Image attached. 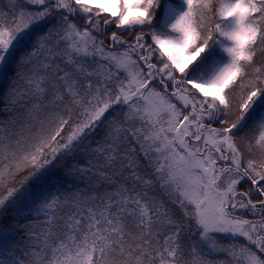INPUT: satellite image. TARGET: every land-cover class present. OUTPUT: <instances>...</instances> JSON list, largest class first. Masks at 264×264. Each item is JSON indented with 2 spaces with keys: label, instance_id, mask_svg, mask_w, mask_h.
<instances>
[{
  "label": "snow or ice",
  "instance_id": "6c2138e0",
  "mask_svg": "<svg viewBox=\"0 0 264 264\" xmlns=\"http://www.w3.org/2000/svg\"><path fill=\"white\" fill-rule=\"evenodd\" d=\"M0 264H264V0H0Z\"/></svg>",
  "mask_w": 264,
  "mask_h": 264
},
{
  "label": "trees",
  "instance_id": "16d2710c",
  "mask_svg": "<svg viewBox=\"0 0 264 264\" xmlns=\"http://www.w3.org/2000/svg\"><path fill=\"white\" fill-rule=\"evenodd\" d=\"M241 187H243V185H241Z\"/></svg>",
  "mask_w": 264,
  "mask_h": 264
}]
</instances>
